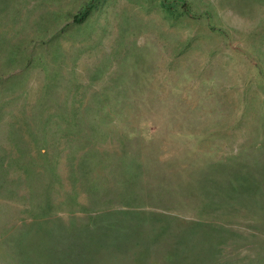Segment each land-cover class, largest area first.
<instances>
[{
	"label": "rangeland",
	"instance_id": "1",
	"mask_svg": "<svg viewBox=\"0 0 264 264\" xmlns=\"http://www.w3.org/2000/svg\"><path fill=\"white\" fill-rule=\"evenodd\" d=\"M0 264H264V0H0Z\"/></svg>",
	"mask_w": 264,
	"mask_h": 264
},
{
	"label": "trees",
	"instance_id": "2",
	"mask_svg": "<svg viewBox=\"0 0 264 264\" xmlns=\"http://www.w3.org/2000/svg\"><path fill=\"white\" fill-rule=\"evenodd\" d=\"M90 10V4H88L81 12H79L76 16H75V20L76 21H80L84 18V16L88 13V11Z\"/></svg>",
	"mask_w": 264,
	"mask_h": 264
}]
</instances>
